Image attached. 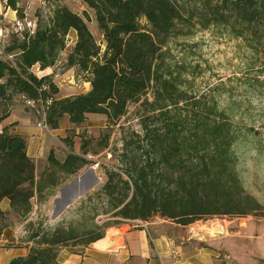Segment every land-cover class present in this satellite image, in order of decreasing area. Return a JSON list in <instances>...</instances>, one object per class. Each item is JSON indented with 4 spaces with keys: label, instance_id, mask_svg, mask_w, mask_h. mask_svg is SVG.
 <instances>
[{
    "label": "trees",
    "instance_id": "trees-1",
    "mask_svg": "<svg viewBox=\"0 0 264 264\" xmlns=\"http://www.w3.org/2000/svg\"><path fill=\"white\" fill-rule=\"evenodd\" d=\"M83 2L94 11L102 42L90 30L88 11L81 15L61 6L33 33H16L21 37L10 41L0 56V237L12 226L11 218H29L35 198L47 201L70 176L91 164L73 151L63 161L51 153L49 167L39 175L26 138L14 132L15 123L4 125L18 99L41 110L51 130L65 120L80 126L92 114L106 115L114 123L131 104L141 103L146 112L143 136L136 134V148L126 149V169L106 170L101 189L75 207L76 214H82L78 225L33 234L26 240L35 242L30 253L10 264H59L62 248L76 246L73 243L86 236L88 247L102 239L107 228L122 223L100 226V215L123 221H148L158 215L182 226L215 216L264 215V203L246 192L236 171L233 147L239 136L215 95L221 85L200 95L190 92L200 76L199 65L177 61L171 50L163 51L171 37L184 36L179 28L189 25L248 41L256 56H264V0ZM8 6L19 13L17 0H8ZM72 31L76 42L64 66L75 68L91 88L58 98L51 75L40 76L33 68H53L67 50ZM108 139L101 143L103 149ZM5 199L9 211L1 207Z\"/></svg>",
    "mask_w": 264,
    "mask_h": 264
},
{
    "label": "rangeland",
    "instance_id": "rangeland-1",
    "mask_svg": "<svg viewBox=\"0 0 264 264\" xmlns=\"http://www.w3.org/2000/svg\"><path fill=\"white\" fill-rule=\"evenodd\" d=\"M61 6H66L81 15L85 10L88 11L91 17L90 30L98 42H102L94 11L89 9L83 0H17L19 13L8 6V0H0V27H10L8 40L12 41L15 37H21L16 34L14 27L15 20L20 19V16L27 17L38 25L39 22L46 21L53 15L54 10ZM9 15H13V18H9ZM142 22L145 23V20ZM179 29L184 36L171 37L168 45L163 46V51L171 50L168 51L169 55L174 54L177 61L199 65L197 71H200V76L194 79L190 92L200 95L212 87L221 85L215 95L221 108L229 112L239 136L233 147L237 157L238 177L246 192L264 203V56L262 54L256 56L248 41L231 38L214 29L202 30L198 27L190 29L189 25L181 26ZM75 42L76 38L71 33L67 50L60 54L57 64L49 70V75L59 88L58 98L85 94L91 88L90 83L85 77L78 75L75 68L64 66V61ZM2 50L0 53H3ZM33 71L42 76L38 67H34ZM148 97L151 99V94ZM19 105L21 110L32 114L35 124L42 119L41 110H33L21 101ZM145 113V107L141 103H135L129 106L124 117L114 123L109 122L106 115L92 114L80 126H74L65 120L59 128L61 129L59 135L44 132L43 137L47 141L49 151L44 163L35 162L39 175L49 167L48 158L51 153L56 159L63 161L73 151L91 164L84 166L76 175L70 176L47 201L41 203L35 198L29 218L27 220L11 218L13 224L10 228L25 231L23 239L27 240L37 232L41 235L45 231L58 227L67 228L70 224L76 225L81 221L82 214H76L75 207L88 195L101 189L106 181V170L126 169V149L129 152L133 151L139 142L136 134L143 136L141 122ZM64 125L69 127L64 129ZM107 136L109 144L103 149L101 143ZM85 150L88 152L85 153ZM90 168L95 169L100 179L99 183L66 214L53 217L56 209L55 198L61 195L60 190ZM158 217L154 216L153 219ZM167 221L172 222L168 219ZM96 222L103 226L124 221L110 215H100ZM203 226L209 233L211 230H217V233L205 235L199 230L196 234L195 229H202ZM176 236L179 237L180 247L184 241L183 248L187 251L205 249L215 264H264L263 214L245 217L215 216L199 220L187 226L180 225ZM88 238V236L80 238L73 243L76 246L69 249L74 252L84 251ZM30 243L32 246L35 245L34 241Z\"/></svg>",
    "mask_w": 264,
    "mask_h": 264
},
{
    "label": "crops",
    "instance_id": "crops-1",
    "mask_svg": "<svg viewBox=\"0 0 264 264\" xmlns=\"http://www.w3.org/2000/svg\"><path fill=\"white\" fill-rule=\"evenodd\" d=\"M8 17L13 18V15ZM9 29V26L0 27V51L10 43ZM71 33L76 38V32ZM50 69L39 70V73L42 76L49 75ZM19 103L18 99L4 125L15 123L14 132L27 140L28 156L37 164L44 163L49 151L47 141L43 137L44 131L38 128L39 122L34 123L31 113L20 109ZM68 127L69 125L64 129ZM60 131L61 129L52 130L57 135ZM37 173L39 174V169ZM74 206V204L68 206L58 216L66 214ZM1 207L4 211H9V200L5 199ZM179 227L180 225L160 217L148 221L125 220L107 228L102 239L90 244L82 252H74L67 247L62 248L58 262L59 264H215L211 261L210 253L205 249L187 251L183 248L184 241L180 247L179 237L176 236ZM24 235L25 231L19 228L16 230L8 228L4 231L0 237V264H10L13 259L26 257L30 253L32 243L26 242L23 239Z\"/></svg>",
    "mask_w": 264,
    "mask_h": 264
},
{
    "label": "water",
    "instance_id": "water-1",
    "mask_svg": "<svg viewBox=\"0 0 264 264\" xmlns=\"http://www.w3.org/2000/svg\"><path fill=\"white\" fill-rule=\"evenodd\" d=\"M99 178L94 168H90L82 176L76 177L71 183L60 190L61 195L55 198L56 209L53 217H57L68 206L75 205L98 183Z\"/></svg>",
    "mask_w": 264,
    "mask_h": 264
},
{
    "label": "built area",
    "instance_id": "built-area-1",
    "mask_svg": "<svg viewBox=\"0 0 264 264\" xmlns=\"http://www.w3.org/2000/svg\"><path fill=\"white\" fill-rule=\"evenodd\" d=\"M14 27L16 32L19 34L33 33L36 30L37 24L34 21L28 19L27 17H24L22 19H16L14 22ZM1 55L2 53H0V56ZM8 58L12 59V56H8ZM25 102L28 107L33 106V103L31 101L25 99ZM37 126L44 132H49V133L52 132L45 119V116H43V118L39 121Z\"/></svg>",
    "mask_w": 264,
    "mask_h": 264
},
{
    "label": "bare ground",
    "instance_id": "bare-ground-1",
    "mask_svg": "<svg viewBox=\"0 0 264 264\" xmlns=\"http://www.w3.org/2000/svg\"><path fill=\"white\" fill-rule=\"evenodd\" d=\"M197 228H198V227H197ZM212 228H213V227H212ZM192 229H193V228H192ZM199 230H202V232L205 233V235H206V234H212V235H214V234L217 233V232H216L217 230H211L212 232L209 233V231L206 229V227L204 228V226H203L202 229H195V233L198 234ZM192 232H193V231H192Z\"/></svg>",
    "mask_w": 264,
    "mask_h": 264
}]
</instances>
